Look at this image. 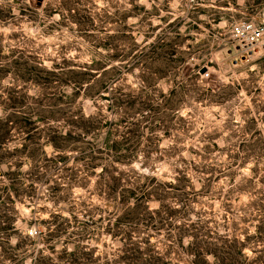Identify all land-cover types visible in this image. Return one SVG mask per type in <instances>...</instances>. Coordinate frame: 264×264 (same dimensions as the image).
Masks as SVG:
<instances>
[{"label":"rangeland","instance_id":"374dc122","mask_svg":"<svg viewBox=\"0 0 264 264\" xmlns=\"http://www.w3.org/2000/svg\"><path fill=\"white\" fill-rule=\"evenodd\" d=\"M251 21L264 0H0V264H200L194 238L264 264V52L232 38Z\"/></svg>","mask_w":264,"mask_h":264},{"label":"trees","instance_id":"16d2710c","mask_svg":"<svg viewBox=\"0 0 264 264\" xmlns=\"http://www.w3.org/2000/svg\"><path fill=\"white\" fill-rule=\"evenodd\" d=\"M151 48H153V50L155 51V54H156L155 60H157V61H159V60L166 61V62L174 65L176 62H178V64H180L186 60V58L182 57V55H177L179 53L178 48L172 47V45L170 43L169 44H164V43L163 44H159V43L153 44V45H151ZM158 51H160V52H158ZM175 55H177V57ZM15 62L16 63H14V64L18 65L19 60H16ZM30 68H33L34 70H41L42 71V69H40L35 64H32V66H30ZM3 69H4V67L2 66V64H0V71H2ZM110 71L111 70L107 69V67L104 65V66H100V67L96 68L95 71L89 73V76H90L89 80L94 81L93 85H91L92 86L91 88L95 91L96 94H100L101 92H104L105 88L108 85L110 77H111L109 74ZM88 88H89V86L86 88V91ZM176 94H177L176 89L170 91L171 96H175ZM130 105L133 106L134 101H131ZM177 111H178L177 105L171 106L169 108V111H168V117L171 119L175 118L177 115L176 114ZM15 114L16 113H10L8 115L7 119H9L10 117H13ZM7 119H5V120L1 119L0 124H1V121L4 122V124H7L9 122V120H7ZM3 126H5V125H3ZM5 135L6 134L0 135V148L3 145ZM10 221H12V220L9 219V222L7 223L6 227H4V228L0 227V229H2V230H4V229L5 230L6 229L13 230L14 226L12 223H10ZM263 231H264V228L259 226L257 232L261 235ZM19 238H20V240L17 242L16 247L21 246V244L30 241V238L28 236L19 237ZM194 245H196V247L200 246V245L203 246L201 248V250L197 251V255L201 259L200 264H204L205 262L203 261V259L206 257V255H210V254L213 256L216 264H235L236 262H237V264H257V262L260 258V257L248 258V257L244 256L242 254L241 248L235 246V241H233V242H228V241L219 242L218 240L209 241L207 239L198 240V239L194 238V240L191 242L190 246H194ZM89 252L91 253V251H89ZM90 253L78 252V257L82 258V259H80L81 260L80 262H83L84 261L83 258H84V256H86V258L89 259V260H86L87 264H88V261H89V264H95L94 263L95 260L92 261V257L90 255ZM44 260H45V258H37L33 261V264H43V262L46 263ZM15 262H16L15 264H23L20 261L18 262V260H16ZM150 263L155 264L153 261H150Z\"/></svg>","mask_w":264,"mask_h":264},{"label":"built area","instance_id":"2783aa9c","mask_svg":"<svg viewBox=\"0 0 264 264\" xmlns=\"http://www.w3.org/2000/svg\"><path fill=\"white\" fill-rule=\"evenodd\" d=\"M232 38L247 52H264V24L254 21L236 24L232 28ZM209 73L202 74L207 79Z\"/></svg>","mask_w":264,"mask_h":264},{"label":"water","instance_id":"95a60500","mask_svg":"<svg viewBox=\"0 0 264 264\" xmlns=\"http://www.w3.org/2000/svg\"><path fill=\"white\" fill-rule=\"evenodd\" d=\"M206 70H207L206 68H203V69H201L200 73L204 74V73H206Z\"/></svg>","mask_w":264,"mask_h":264}]
</instances>
